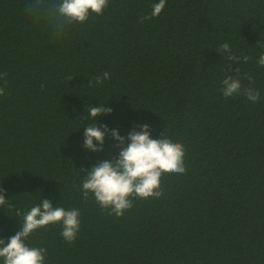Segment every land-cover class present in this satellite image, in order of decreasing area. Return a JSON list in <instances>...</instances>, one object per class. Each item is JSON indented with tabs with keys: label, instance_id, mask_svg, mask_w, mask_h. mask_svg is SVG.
<instances>
[{
	"label": "trees",
	"instance_id": "1",
	"mask_svg": "<svg viewBox=\"0 0 264 264\" xmlns=\"http://www.w3.org/2000/svg\"><path fill=\"white\" fill-rule=\"evenodd\" d=\"M155 3L109 0L59 35L41 0H0V188L12 205L0 206V238L40 200L80 209L72 243L60 224L26 241L47 250L45 264H264V0H166L141 22ZM224 42L248 62L227 61ZM237 66L255 103L222 95ZM99 104L112 112L98 125L126 136L147 124L151 138L185 148L186 172L164 174L161 197L133 200L120 217L78 191L81 168L119 152L110 135L103 151L83 147L94 121L81 117Z\"/></svg>",
	"mask_w": 264,
	"mask_h": 264
},
{
	"label": "clouds",
	"instance_id": "2",
	"mask_svg": "<svg viewBox=\"0 0 264 264\" xmlns=\"http://www.w3.org/2000/svg\"><path fill=\"white\" fill-rule=\"evenodd\" d=\"M108 2L109 0H41V5L57 21L58 33L61 35L69 25L85 22L90 13L102 14ZM165 4L166 0H158V3L152 5L150 14L140 18L141 22L159 16ZM216 51L232 64L241 60L247 63L250 59L248 55L241 57L233 54L227 42L220 44ZM258 65L264 67V53L259 56ZM234 71L235 76L226 75L222 79V95L231 97L243 94L253 103L259 100L260 93L257 89L251 86L242 88L238 66ZM6 77V72H0V80L5 85ZM109 78L110 74L104 72L102 76L94 78L95 84L99 86ZM247 79L251 85L252 78L249 76ZM88 83L91 85L92 80ZM4 94L5 89L0 87V96ZM111 112L112 109L106 104H99L90 106L87 116L81 117L94 121L83 127L84 148L92 152L103 151L106 135H110L116 141L111 147L119 149V152L117 156L102 160L90 169L81 168L80 173L84 174L78 191L82 200L93 199L102 211L120 217L132 208L133 200L161 197V178L164 174L182 175L186 172L185 148L182 143L173 141L163 132L161 138H151L147 124L139 125L138 131L134 127L126 136H121L117 129H109L107 125L96 123L98 116ZM3 193L4 189L0 188V206L12 207ZM16 216L22 218L21 228L7 238V243L4 238H0V258L3 264H45L47 250L44 247H30L26 243L28 238L38 229L46 228L50 224H60V235L67 243H72L80 229V209L53 207L48 199L40 200L39 204L27 212L18 209Z\"/></svg>",
	"mask_w": 264,
	"mask_h": 264
}]
</instances>
